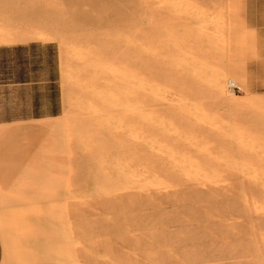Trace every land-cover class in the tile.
<instances>
[{"label":"rangeland","instance_id":"obj_1","mask_svg":"<svg viewBox=\"0 0 264 264\" xmlns=\"http://www.w3.org/2000/svg\"><path fill=\"white\" fill-rule=\"evenodd\" d=\"M0 127L3 264H264V0H0Z\"/></svg>","mask_w":264,"mask_h":264},{"label":"crops","instance_id":"obj_2","mask_svg":"<svg viewBox=\"0 0 264 264\" xmlns=\"http://www.w3.org/2000/svg\"><path fill=\"white\" fill-rule=\"evenodd\" d=\"M0 235H1V233H0ZM3 253H4V243H3V238L1 235L0 236V264H3L2 260L4 261Z\"/></svg>","mask_w":264,"mask_h":264},{"label":"built area","instance_id":"obj_3","mask_svg":"<svg viewBox=\"0 0 264 264\" xmlns=\"http://www.w3.org/2000/svg\"><path fill=\"white\" fill-rule=\"evenodd\" d=\"M229 89L230 90H240V87L235 83V82H233V81H230L229 82Z\"/></svg>","mask_w":264,"mask_h":264},{"label":"bare ground","instance_id":"obj_4","mask_svg":"<svg viewBox=\"0 0 264 264\" xmlns=\"http://www.w3.org/2000/svg\"><path fill=\"white\" fill-rule=\"evenodd\" d=\"M207 22H208V21H207ZM141 24H142V23H141ZM138 25H139V24H138ZM205 28H206V27H205ZM39 38L42 39V37H39ZM43 38H44V37H43ZM36 39H37V38H36ZM144 83H145V82H144ZM213 85H214V84H213ZM105 88H106V87H105ZM146 88H147V87H146ZM217 88H218V86H217ZM148 89H151V88H148ZM219 89H220V88H219ZM108 90H109V89H108ZM104 91H105V90H104ZM108 92H109V91H108ZM158 92H159V91H158ZM159 93H160V92H159ZM159 93H158V94H159ZM220 97H223V96H220ZM207 98H208V97H207ZM120 99H121V98H120ZM120 99H119V100H120ZM122 99H123V98H122ZM113 100H114V99H113ZM126 100H127V99H126ZM192 100H193V99H192ZM122 101H123V100H122ZM124 101H125V100H124ZM114 102H115V101H114ZM114 102H113V103H114ZM116 102H117V101H116ZM112 110H114V109H112ZM0 128H1V129H0V132H1V131H4L3 128H5V127H0Z\"/></svg>","mask_w":264,"mask_h":264}]
</instances>
